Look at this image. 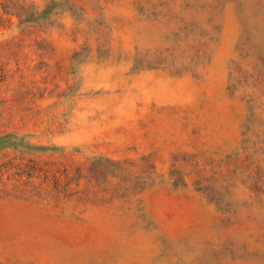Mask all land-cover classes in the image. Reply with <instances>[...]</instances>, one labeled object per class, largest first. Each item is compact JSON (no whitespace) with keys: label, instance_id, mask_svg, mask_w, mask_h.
Here are the masks:
<instances>
[{"label":"rangeland","instance_id":"rangeland-1","mask_svg":"<svg viewBox=\"0 0 264 264\" xmlns=\"http://www.w3.org/2000/svg\"><path fill=\"white\" fill-rule=\"evenodd\" d=\"M0 264H264V0H0Z\"/></svg>","mask_w":264,"mask_h":264}]
</instances>
